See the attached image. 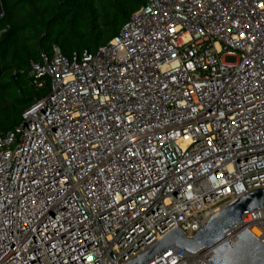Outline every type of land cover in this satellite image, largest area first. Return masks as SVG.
<instances>
[{
  "label": "built area",
  "instance_id": "2783aa9c",
  "mask_svg": "<svg viewBox=\"0 0 264 264\" xmlns=\"http://www.w3.org/2000/svg\"><path fill=\"white\" fill-rule=\"evenodd\" d=\"M28 73L51 90L0 136V264H124L264 189V0H148L96 52L53 45ZM245 229L264 245V206L224 239Z\"/></svg>",
  "mask_w": 264,
  "mask_h": 264
},
{
  "label": "trees",
  "instance_id": "16d2710c",
  "mask_svg": "<svg viewBox=\"0 0 264 264\" xmlns=\"http://www.w3.org/2000/svg\"><path fill=\"white\" fill-rule=\"evenodd\" d=\"M148 0H0V136L23 121L50 79L32 84L28 71L53 45L68 57L96 52Z\"/></svg>",
  "mask_w": 264,
  "mask_h": 264
},
{
  "label": "water",
  "instance_id": "95a60500",
  "mask_svg": "<svg viewBox=\"0 0 264 264\" xmlns=\"http://www.w3.org/2000/svg\"><path fill=\"white\" fill-rule=\"evenodd\" d=\"M262 206L264 189L251 190L210 218L194 237H186L175 226L124 264H145L173 244L192 252L211 247L213 252L207 260L212 264H264V245L246 229L229 241L224 239L225 231L240 220L245 211Z\"/></svg>",
  "mask_w": 264,
  "mask_h": 264
}]
</instances>
